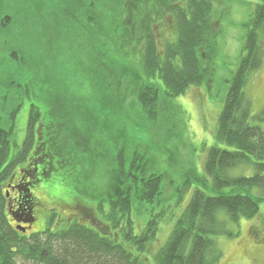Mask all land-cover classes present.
I'll return each instance as SVG.
<instances>
[{"label":"trees","instance_id":"obj_1","mask_svg":"<svg viewBox=\"0 0 264 264\" xmlns=\"http://www.w3.org/2000/svg\"><path fill=\"white\" fill-rule=\"evenodd\" d=\"M69 1L71 3L63 6L64 15L67 18L73 17L74 21L85 19L84 25L91 36L92 60L101 63L104 58L113 61L116 57L118 66L120 63L126 64L129 55L134 54L131 46L137 45L139 56L134 57L133 61L128 60L140 67L143 75L141 81L145 84L138 86V91L133 96L137 95L139 103L146 109L159 100L157 78L163 81V91L170 99L185 93L191 85H200L209 80L213 63L210 62L211 58L207 61L206 56H212L213 51L216 52L218 35L215 33L213 1L108 0V4L107 0H80L79 6L75 0ZM108 6L114 9L112 25H105L103 17ZM167 13L173 18L176 39L166 42L160 50L153 30V14L160 18ZM56 28L57 36L51 37L53 48L60 40L58 22ZM263 39L264 0L257 6L247 24L244 53L219 116L216 139L229 148L219 145L210 147L204 166L205 174L199 173L196 168L185 170L182 189L187 191L192 184H197L198 188L178 218L168 241L156 253V264H218L223 252L216 237H234L237 233L230 229V224L238 225L242 218L251 219L260 212V205L264 203V128L251 122L250 102L245 87L250 77L263 65ZM61 43L63 44L62 41ZM51 50V54L47 55H50L54 64V60L58 61V55L55 57L57 52ZM62 52L66 50L62 49ZM67 57L68 54L63 55V70ZM33 63H27L32 78L28 79L26 94L34 99L30 105L28 136L22 150L12 158L5 170H1V167L9 158V137L12 131L0 129V184L9 177L14 166L24 162L30 151H33L30 154V165L23 172L27 179L21 185L26 189V201L30 200L29 195L39 178H42V173L45 176L47 170L59 171L61 167L73 164V159L67 157L75 159L81 156L79 150L86 146L76 136L81 137L80 134L84 132V139L81 138L87 141L90 134L99 131L98 112L106 114L110 110L109 114L120 120L117 95L122 94V89L125 90L123 92H129V86L126 83L124 85L120 71L115 73L112 79H116V82L109 80L111 88L109 84L106 86L107 92L103 97L90 99L95 106L88 109L93 115L91 117L89 114L92 120L89 127L78 126L75 114L71 117L67 112L71 110L68 97L53 84L47 83L45 88L40 74L38 76V64L35 71ZM118 66L110 67L109 73L118 70ZM54 70L52 65V71ZM37 80L40 81V87ZM112 89L117 91L116 95L111 94ZM105 102L111 108H105L104 111L102 107ZM87 129L92 131L88 137L85 133ZM36 139V145L39 146L40 141L46 144L42 152L34 145ZM65 142L77 146H66L63 144ZM116 147L115 166L120 181L129 182L130 187L125 193H118L109 199L110 210L104 211V215H108L111 226L105 223L103 231L78 222L69 228L52 230L50 220L44 231L30 236L21 234L9 225L5 217V198L0 187V264H16L17 258L35 260L38 264H145L127 245L144 251L155 238L157 221H149L142 233H134L130 224L134 206L133 192L138 194L139 202H154L162 194V177L151 175L138 179L141 172L139 162L142 159L138 158V152H133L128 157L124 147ZM91 149L94 150V147ZM102 153L107 154L106 150ZM102 153L99 151L98 155L101 156ZM36 167L41 168L40 174L36 173ZM73 168L67 169L75 171ZM247 168H252L254 173L247 175ZM31 205V202L24 204L26 213Z\"/></svg>","mask_w":264,"mask_h":264},{"label":"rangeland","instance_id":"obj_2","mask_svg":"<svg viewBox=\"0 0 264 264\" xmlns=\"http://www.w3.org/2000/svg\"><path fill=\"white\" fill-rule=\"evenodd\" d=\"M75 1L79 6L80 0ZM211 1L214 7L215 33L218 35L216 52L213 51L212 56H206V60L211 58L210 62L213 63L209 80L200 85H191L185 93L170 99L163 91V81L157 78L159 100L147 109L139 103L137 95L133 96L138 91V86L145 84L141 81L143 75L140 67L137 63L130 62L139 56L137 45L131 46L134 54L129 55L130 61L127 59L126 64L120 63L118 66L116 57L113 61L104 58L100 63L92 60L91 36L84 25L85 19L74 21L73 17L67 18L64 15L63 6L71 3L69 0L0 1V129H12L9 137L11 151L7 163L21 149L27 135L30 105L34 100L26 94L28 79L32 78L27 63L34 62L32 66L35 71L38 64V76L40 74L45 88L47 83L53 84L68 97L71 110L67 112L71 117L75 114L78 126L89 127L93 115L88 109L95 106L90 99L103 97L107 92L106 86L109 84L111 88L109 80L115 73L120 71V77H123L124 85L126 83L129 86L130 92L127 96L129 92H123L125 90L122 89V94L117 95L120 120L111 116L110 110L106 114L98 112L99 131H94L93 134L87 129L86 137L92 133L88 142L83 140L84 132L80 134L83 139L76 136L86 148L79 145L82 147L79 150L81 156L75 159L67 157L73 159V164H67V167H61L59 171L47 170L45 176L41 174V181L32 190L41 205L36 209V221L31 230L28 229L25 233L26 236L41 232L47 227L49 209L53 208L57 210L56 217L51 220L53 229L67 227L65 224L72 222L70 218L73 215L79 217L80 223L98 231L105 229V223L111 226L108 215H104V211L110 210L108 201L118 193H125L130 187L129 182L120 181L115 166V150L117 151L116 146H120L125 148L128 157L133 152H138V158H142L139 162L141 172L138 179L151 175L162 177V194L154 202H139L138 194L133 192L136 195H133L134 206L130 216V224L136 235L142 233L149 221L156 220L155 238L144 251L127 245L145 264H156V253L168 241L178 218L198 188L197 184H192L187 191L182 189L185 170L196 168L199 173L205 174L204 166L210 147L219 145L229 148L216 139L219 116L244 53L247 24L257 6L263 3V0ZM107 3L110 4V1ZM113 14L114 9L108 6L103 16L105 25H112ZM163 16L156 18L153 14V30L160 50L166 42L176 39L173 18L168 13ZM57 22L60 40L53 48L51 37L57 36ZM51 49L57 52L55 57L58 55V61L54 60V64L50 55H47L51 54ZM62 49L66 52L61 53ZM62 54H68L69 57L66 58L64 70ZM52 65L55 67L54 71ZM112 66H118V70L109 73ZM37 81L40 87V81ZM112 81L116 82V79L113 78ZM245 93L250 102L251 122L264 128V62L261 69L250 77ZM111 94L116 95L117 91L112 89ZM102 108L105 111V108L111 106L105 102ZM15 110L17 112L13 117L11 114ZM63 144L73 145L71 142ZM92 146L94 150L91 149ZM105 150L107 154L102 153ZM99 151L101 156L98 155ZM70 167H74L75 171L67 169ZM253 173L252 168L246 169L247 175ZM84 212L89 215L85 216ZM263 218L264 203L260 205V212L256 217L242 218L238 225L230 224V229L236 230L237 236L216 237L223 252L218 264H264ZM120 234L124 238L122 232ZM16 264L38 263L35 260L17 258Z\"/></svg>","mask_w":264,"mask_h":264},{"label":"flooded vegetation","instance_id":"obj_3","mask_svg":"<svg viewBox=\"0 0 264 264\" xmlns=\"http://www.w3.org/2000/svg\"><path fill=\"white\" fill-rule=\"evenodd\" d=\"M16 112H17V110H15L11 114V116L13 115V117H14V114ZM28 124H29V122H28ZM11 131H12V129H11ZM27 136H28V128H27V135H26L25 140L27 139ZM25 140H24V142H25ZM37 143H38V141L36 139V142L34 143V145H36ZM40 143L41 144L39 146L36 145L35 147H37V149L40 148L41 150L39 149V151L42 152L43 149L46 147V144L43 143L42 141H40ZM20 150H22V149H20ZM20 150H18L17 153H19ZM32 152L33 151H30V153L26 156L24 162H22L20 164H16L14 166V169H12V172H10L11 174L9 175V177H7V179L4 180L3 182H1V184H0L2 194L4 195V198H5V206H4L5 217L8 220L9 225L14 227L15 229H17V231L21 234H25L28 231V229L31 230L32 225L36 221V217H35L36 209L41 205L40 200L34 196L33 192L29 195L30 200L26 201L27 197L26 196L24 197V191H26V189L21 186L23 184L24 180L27 179L26 176L23 175V172H25L27 170L28 166L30 165V162H31L30 154H32ZM17 153L15 154V156L17 155ZM10 162L5 163L1 167V170H5L8 167V165H10ZM40 170H41V168H38V167L35 168V171L37 174H40ZM40 181H41V179L39 178L38 183ZM36 186H34V187H36ZM27 202L32 203L31 209L29 210L28 213H26L25 208H24V204L26 205ZM49 212H50V215H49V218L47 220L48 222L50 220H54V218L57 215V210L55 208L49 209ZM84 214H85V216L89 215L86 212H84ZM78 218L79 217H76L73 215L70 218L72 220V222L65 224V225H67V227H65V228H69L75 222L80 223L78 221ZM52 224H53V222L51 223V225ZM47 225H48V223H47ZM51 229L52 230H58L60 228L53 229L51 226Z\"/></svg>","mask_w":264,"mask_h":264}]
</instances>
